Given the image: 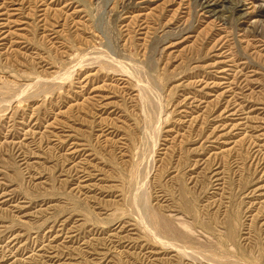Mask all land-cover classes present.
<instances>
[{"label":"rangeland","instance_id":"obj_1","mask_svg":"<svg viewBox=\"0 0 264 264\" xmlns=\"http://www.w3.org/2000/svg\"><path fill=\"white\" fill-rule=\"evenodd\" d=\"M0 264H264V0H0Z\"/></svg>","mask_w":264,"mask_h":264}]
</instances>
